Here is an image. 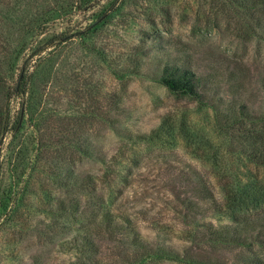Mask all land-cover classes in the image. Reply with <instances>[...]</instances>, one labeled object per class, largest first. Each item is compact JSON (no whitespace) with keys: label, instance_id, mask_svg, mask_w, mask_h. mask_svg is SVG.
<instances>
[{"label":"rangeland","instance_id":"1","mask_svg":"<svg viewBox=\"0 0 264 264\" xmlns=\"http://www.w3.org/2000/svg\"><path fill=\"white\" fill-rule=\"evenodd\" d=\"M59 3L69 4L66 15L41 17ZM41 20L46 26L36 28ZM26 25L35 32L20 52ZM61 32L29 60V45L41 47ZM167 63L194 70L201 97L157 82ZM23 71L28 92L11 101L18 129L0 146V195L16 185L25 202L9 218L0 214V264L79 261L71 240L100 213L85 193L87 176L111 193L108 208L126 227L91 234L97 251L88 264H136L140 251L124 235L131 230L150 248L185 258L264 264V165L249 157L241 132L259 135L264 124L240 112L264 110L263 10L247 12L228 0H0V73L14 89ZM5 101L1 87L0 107ZM29 160L35 170L25 187ZM202 182L220 205L214 213L206 209L212 200L193 196ZM256 182V196L227 206L235 202L232 189L252 190ZM184 196L208 216L185 218ZM72 203H79L74 214ZM212 223L228 226L227 242L212 239Z\"/></svg>","mask_w":264,"mask_h":264},{"label":"trees","instance_id":"2","mask_svg":"<svg viewBox=\"0 0 264 264\" xmlns=\"http://www.w3.org/2000/svg\"><path fill=\"white\" fill-rule=\"evenodd\" d=\"M230 4L244 9L247 12L255 11V10H263L264 11V0H228ZM93 2V0H79V3L81 5H87ZM60 5H57L55 9H50L47 11H43L42 16L46 15L49 12H52L54 14H57L58 16L66 15L67 9H69V4L65 3H59ZM54 16V15H53ZM49 17V16H47ZM51 17V16H50ZM46 18H44L45 20ZM47 21V19L45 20ZM42 20L37 25L36 28H44L47 24ZM25 30L27 33H25ZM24 31V37L22 40L20 52L23 51L26 48V45H28L29 41L27 39V36H33L35 29L29 28L27 25L25 26ZM36 36V35H35ZM34 36V37H35ZM64 36V32L59 33L58 35H53L52 38L46 40L45 44H43L41 47L38 46V48H32V45H29L30 50L32 49V52L29 55V60H31L34 56L42 53L44 50H46L48 47L53 45V39L55 37H61ZM3 46V45H2ZM5 49V46L3 47ZM28 64V63H26ZM12 68V71L14 70V64L12 63L11 66H8ZM28 75L25 71L20 75L19 82L13 89V87L7 85V80L2 79V75L0 73V88H4V95L6 97L5 104L0 107V146L3 144V137L10 131L11 128H14L16 131L18 129V125L11 127V117H12V106L11 101L12 97L14 96H25L28 92ZM156 81L168 88L171 92L177 93L180 95H185L189 97H201L200 92V83H201V77L191 68L180 66V65H172L170 63H167L160 76L156 78ZM2 82V83H1ZM24 104V102L22 103ZM24 107V106H23ZM27 109H30V104H27ZM24 109V108H23ZM22 109V110H23ZM241 113H246V116L250 123H252L254 120L259 119L258 121H261L264 124V110L262 111L260 116H255L251 114L250 112H246L243 107L240 108ZM19 123V121H18ZM241 128V127H240ZM241 132L245 134L246 137V144L249 148V157L253 159V161L261 162L264 165V132L257 134L254 130H251L250 128L246 127ZM19 155V156H18ZM20 157V152H17V158ZM33 161L29 160L26 163L24 162L23 166L28 170V176L27 180L25 181L24 186L27 187L30 185V178L34 174V163L31 164ZM25 172H23L24 174ZM0 176H1V166H0ZM84 183V189L86 195L88 197L90 196L91 200V207L96 206L100 208L99 214H94L92 218H88L87 223H83L80 226L79 233L82 234V238L79 239V235L73 237L71 240V244H75L76 249L79 250L80 256L78 257V260L75 264H88L89 260L92 259L91 255L97 251L96 244L94 242V237L91 234L94 235H100V234H109L114 235L120 232L125 231V226L123 220H121L120 216H117V214H114V212L108 208L113 202L111 193L102 189L96 187V180L95 177L87 176L85 178ZM258 182H256L255 185H253L252 190H240L238 188L232 189L231 193L234 195V203L232 205H227L229 208H233L235 206V203L240 204V200H243L245 196H248L250 194L256 196L254 191H256V186ZM260 184V183H259ZM261 185H264V183H261ZM7 187L4 188L0 195V214L2 212H5V215L7 218L13 216L14 214L18 213L20 207L25 202V194L20 192L19 190H14L13 187ZM254 190V191H253ZM211 190L202 182L200 187L195 188V195L199 199H209L212 200L210 202V205L206 209H210L213 213L214 211H217V209L220 207L219 204L214 200L213 193L211 194ZM260 194L264 196V186H261ZM203 193V194H202ZM209 193L211 195H209ZM180 196V194L178 195ZM181 203L183 206L186 207L185 210V218L190 214L192 218H189L190 221L192 220L194 223H198V214H201L202 217L208 216L207 210H202L201 205L197 204L191 196H184V198L181 199ZM62 210H67L64 208L63 204ZM71 213H76L79 210V203H72L70 205ZM69 211V210H67ZM206 212V214H204ZM125 220V219H124ZM125 227V228H124ZM210 234L212 235V239H214L216 242H227L228 241V226L227 225H214L213 223L210 226L209 229ZM129 239L132 247L135 250H139L140 252L136 254V264H147V263H154L156 261H159V259H169V260H175L178 262H185L186 264H209L207 261H204L202 258L193 256H180L179 253L168 250L167 247H158L156 249L150 248V244L146 243L143 236L141 234H138L137 230H131L130 234H124ZM81 260V261H80ZM90 264H103L102 262H99L98 260H94V262Z\"/></svg>","mask_w":264,"mask_h":264}]
</instances>
